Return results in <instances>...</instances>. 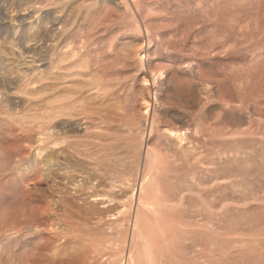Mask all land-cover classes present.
Returning a JSON list of instances; mask_svg holds the SVG:
<instances>
[{
    "label": "rangeland",
    "instance_id": "rangeland-1",
    "mask_svg": "<svg viewBox=\"0 0 264 264\" xmlns=\"http://www.w3.org/2000/svg\"><path fill=\"white\" fill-rule=\"evenodd\" d=\"M0 264H264V0H0Z\"/></svg>",
    "mask_w": 264,
    "mask_h": 264
}]
</instances>
